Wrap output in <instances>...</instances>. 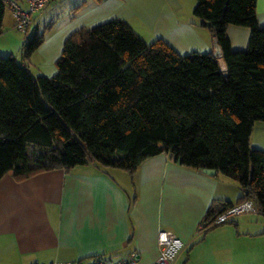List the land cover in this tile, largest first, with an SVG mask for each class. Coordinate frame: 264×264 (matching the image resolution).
Here are the masks:
<instances>
[{
	"label": "trees",
	"instance_id": "16d2710c",
	"mask_svg": "<svg viewBox=\"0 0 264 264\" xmlns=\"http://www.w3.org/2000/svg\"><path fill=\"white\" fill-rule=\"evenodd\" d=\"M256 0H195L193 14L216 38L227 66L212 52L180 54L162 38L148 43L121 19L81 27L63 42L57 72L34 76L15 55L0 54V177L23 179L92 161L132 175L165 153L193 169H215L247 193L264 215V150L251 148L264 121V26ZM7 8L0 0V33ZM246 26L245 50H231L226 28ZM44 40L33 31L20 50ZM230 202L211 206L205 229ZM228 221V220H227Z\"/></svg>",
	"mask_w": 264,
	"mask_h": 264
},
{
	"label": "crops",
	"instance_id": "0c3cea01",
	"mask_svg": "<svg viewBox=\"0 0 264 264\" xmlns=\"http://www.w3.org/2000/svg\"><path fill=\"white\" fill-rule=\"evenodd\" d=\"M194 5L195 0H50L33 15L28 32H39L47 21L44 40L23 57L25 38L17 34L7 4L0 54L16 50L17 61L34 76L51 77L72 32L112 19L126 21L148 43L162 38L180 54L212 52L213 35L194 16ZM255 11L259 26H264V0H256ZM226 35L231 50H245L250 29L229 24ZM249 146L264 150V121L254 123ZM243 194L236 181L182 166L165 153L145 159L132 175L92 161L23 179L5 173L0 177V264L100 257L106 258L102 264H111L128 261L132 253L137 254L135 264H152L160 230L183 242L173 264H264V220L253 219L258 212L201 228L211 206L235 204Z\"/></svg>",
	"mask_w": 264,
	"mask_h": 264
},
{
	"label": "built area",
	"instance_id": "2783aa9c",
	"mask_svg": "<svg viewBox=\"0 0 264 264\" xmlns=\"http://www.w3.org/2000/svg\"><path fill=\"white\" fill-rule=\"evenodd\" d=\"M21 1V2H20ZM50 0H6L12 12L14 27L17 31L26 34L32 23L34 14L40 12ZM22 2L26 6L22 5ZM243 212H257L256 204L251 199H245L242 202L233 205L220 213L211 223L217 225L224 223L231 217ZM201 228L203 224L201 223ZM205 229V228H204ZM201 230V229H200ZM158 255L152 264H173L178 254L183 248L181 239L169 230H160L157 235ZM136 253H132L130 259L126 262L122 260L112 261L111 264H135ZM106 258H92L88 262L83 261H52L46 263L33 264H102Z\"/></svg>",
	"mask_w": 264,
	"mask_h": 264
},
{
	"label": "water",
	"instance_id": "95a60500",
	"mask_svg": "<svg viewBox=\"0 0 264 264\" xmlns=\"http://www.w3.org/2000/svg\"><path fill=\"white\" fill-rule=\"evenodd\" d=\"M212 55L214 58H216L218 60L220 70L226 71L227 66H226L225 61L223 59V52H222L221 47L218 44L215 37H213V39H212ZM203 171L207 174H214L216 172V170L212 169V168L203 169ZM244 193L246 194L247 190H245Z\"/></svg>",
	"mask_w": 264,
	"mask_h": 264
},
{
	"label": "rangeland",
	"instance_id": "374dc122",
	"mask_svg": "<svg viewBox=\"0 0 264 264\" xmlns=\"http://www.w3.org/2000/svg\"><path fill=\"white\" fill-rule=\"evenodd\" d=\"M48 24H49V23H47V21H46L43 25H41L40 28H39V33H43V31H45V30L47 31V29H48V27H49ZM16 32H18L17 34H18L19 36H21V39H22V37H23V39H24L25 36H26V37H30V35L32 34L33 30H32V32H30V33H28V32H29V30H28V32L26 33L27 35H26V34H23V33H21V32H19V31H17V30H16ZM20 47H21V46H20ZM19 51H20V50H19ZM13 53H14L13 55H15V57H17V59H18L19 56H20L19 52L15 50ZM1 55L6 56V55H9V54H1ZM18 60H19V59H18ZM244 213H246V212H243V213H240V214H237V215L231 217V218L228 220V223H231V221H232L233 219H234V220L238 219L237 217L241 216V214H244ZM253 219H254V220H255V219H258V221H259V220H264V215H261V214H259V213L254 214ZM225 224H227V223H225Z\"/></svg>",
	"mask_w": 264,
	"mask_h": 264
}]
</instances>
